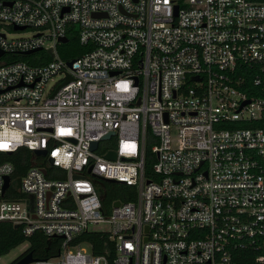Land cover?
Instances as JSON below:
<instances>
[{
    "label": "built area",
    "instance_id": "obj_1",
    "mask_svg": "<svg viewBox=\"0 0 264 264\" xmlns=\"http://www.w3.org/2000/svg\"><path fill=\"white\" fill-rule=\"evenodd\" d=\"M0 25L31 31L0 29V151L35 152L0 161V220L63 238L29 264H264V0H0ZM112 179L136 194L106 212Z\"/></svg>",
    "mask_w": 264,
    "mask_h": 264
},
{
    "label": "trees",
    "instance_id": "obj_2",
    "mask_svg": "<svg viewBox=\"0 0 264 264\" xmlns=\"http://www.w3.org/2000/svg\"><path fill=\"white\" fill-rule=\"evenodd\" d=\"M86 49L87 46H83L79 43L77 34L69 33L68 42L63 43L60 46V53L65 58H73L84 52ZM18 58L29 60L28 55H18ZM34 155L35 152L26 147L11 154L0 151V161L4 159L12 160L15 164V175L19 179L26 169L32 165V157ZM152 155L153 153L151 149H149L148 156L151 158ZM150 167L151 165L147 163V169ZM51 169L55 174L50 173V168H48V176L50 177L66 176L65 171L60 167L56 166ZM99 190L103 198L106 212L110 211L113 200H131L135 198L136 194L134 186L115 181H104ZM10 193L11 189L7 195H11ZM26 240H29L28 248L9 264H13L28 251H32L34 256L37 258L56 256L61 251L63 238L60 236H49L40 230H36L32 235L26 236L22 231L21 225L16 226L10 221L0 220V256L10 252L13 248L17 247ZM85 240L91 241L94 253L107 254L110 261L113 260L115 255L113 240L109 238V235L106 232L91 230L80 234L75 239L76 242Z\"/></svg>",
    "mask_w": 264,
    "mask_h": 264
},
{
    "label": "rangeland",
    "instance_id": "obj_3",
    "mask_svg": "<svg viewBox=\"0 0 264 264\" xmlns=\"http://www.w3.org/2000/svg\"><path fill=\"white\" fill-rule=\"evenodd\" d=\"M0 29H6L8 31L9 36H16V35H30L31 31L29 30H13L11 27H8L7 25H0ZM60 76H56L54 80L58 79ZM52 82V81H51ZM91 228L95 229H108L109 224L107 223H101V224H92ZM29 246V240L24 241L17 247L13 248L10 252L4 254L1 256L0 260L2 264H9L11 263L15 258H17L21 253H23Z\"/></svg>",
    "mask_w": 264,
    "mask_h": 264
},
{
    "label": "water",
    "instance_id": "obj_4",
    "mask_svg": "<svg viewBox=\"0 0 264 264\" xmlns=\"http://www.w3.org/2000/svg\"><path fill=\"white\" fill-rule=\"evenodd\" d=\"M16 28H23V27H18L16 26ZM67 37H62L61 40L62 41H67ZM73 60H70L69 63L72 64ZM70 77L68 76L67 77V80L69 79ZM66 80V81H67ZM66 81H64L61 85L65 84ZM59 85V86H61ZM114 134V131H111L109 133H107L104 138H110L112 135ZM98 146V141H93L92 142V148L93 149H96ZM38 153H45V150L44 149H38L36 150ZM107 156L111 157V158H114L116 156V152L114 150H110L108 153H107ZM46 172V169L44 170ZM112 181H114L112 179ZM9 185V177H7V180H6V183H5V188L6 189ZM121 203L120 200H117L115 202L116 205H119ZM17 226V224H15ZM37 257L34 256L33 252L32 251H28L27 253H25L23 256H21L17 261H15L13 264H29L31 263L32 261H34Z\"/></svg>",
    "mask_w": 264,
    "mask_h": 264
},
{
    "label": "snow or ice",
    "instance_id": "obj_5",
    "mask_svg": "<svg viewBox=\"0 0 264 264\" xmlns=\"http://www.w3.org/2000/svg\"><path fill=\"white\" fill-rule=\"evenodd\" d=\"M0 146H2V147H7V145H0Z\"/></svg>",
    "mask_w": 264,
    "mask_h": 264
}]
</instances>
